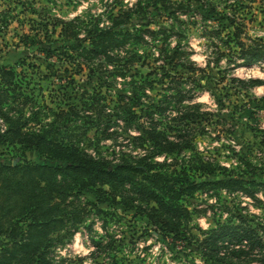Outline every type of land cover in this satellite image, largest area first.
<instances>
[{"label":"rangeland","instance_id":"1","mask_svg":"<svg viewBox=\"0 0 264 264\" xmlns=\"http://www.w3.org/2000/svg\"><path fill=\"white\" fill-rule=\"evenodd\" d=\"M154 1L0 0V68L5 66L15 70L17 78L25 82V92L33 98L30 101L22 96L23 101L18 100L17 105L9 97L6 111L13 114L16 109L15 114L22 113L23 119L30 120V113L37 109L36 119L43 122L72 120L67 129H59L58 135L92 156L107 159L114 166L126 158L143 154L134 148L139 142L135 136L141 131L140 123L145 126L148 123L142 119L138 121L132 112L147 120L153 118L161 127L166 115H177L174 107L178 106L175 101L181 90L191 97L184 104L202 103L201 108L206 113L202 130L197 127L195 131L193 151L185 150L181 155L156 154L155 160L162 161L166 157L179 161L187 160L189 155H199L231 168L245 155L248 161L257 163L264 154L263 87H241L231 77L263 80L264 63L256 61L249 66L235 67L222 57L218 63H211L203 74L175 67L167 56L176 47L180 51L186 50L197 68H205L206 61L212 60L214 48L210 42L217 40L207 30L212 31L220 27L219 24L225 26L228 22L221 19L220 23L208 14L203 15L204 5L214 4L216 10L234 15L237 22H243L246 29L243 40L264 38V0H202L204 5L193 0L190 2L192 9L177 10L174 15L152 8ZM137 2L144 7L149 5L151 13L143 18L132 11L129 20L117 25V15L132 9ZM64 23L70 31L77 33V42L86 47H89L87 33L97 27H112L117 32L162 28L167 34L171 33L164 39L163 56L160 50L154 51L144 42L134 44L131 39L114 51L119 54L118 61L101 55L93 59L90 70L86 65L74 63V50L69 45L75 41L64 33ZM133 48L140 54L147 52L151 63H165L168 70L177 71L183 77H147L150 67L147 64L140 66L138 61L128 63L122 69L123 61L130 58ZM82 56L77 54L78 60ZM134 92H138L141 102L137 108L132 106ZM161 101L171 106L164 113L154 109ZM119 102L128 105L114 108ZM43 104L52 111L42 107ZM89 104L97 109L90 110ZM60 110L65 112L58 113ZM114 110L125 116L131 114L132 121L126 123L120 117L115 123L108 122V114ZM53 112L58 113L56 117ZM5 128L7 126L0 120V129ZM22 154L18 144L0 143V164H19ZM24 155L29 161L43 163L35 152L26 151ZM255 179L259 181L263 177L258 174ZM233 195V201L239 206L230 203L227 192L220 189L196 190L191 196L184 197L191 211V231L195 234L206 232L233 212L252 220H264V187L256 192L257 199L238 191ZM97 198L94 189L74 190L66 195L59 205L67 212L64 222L49 231L48 248L40 264H222L204 257L194 243L186 244L159 230L154 231V225L146 218L124 210L120 204L103 201V196L101 201ZM3 240L0 237V244ZM94 242L106 244L105 251L100 248L99 254L90 255L96 249ZM33 262L36 264V259Z\"/></svg>","mask_w":264,"mask_h":264},{"label":"trees","instance_id":"2","mask_svg":"<svg viewBox=\"0 0 264 264\" xmlns=\"http://www.w3.org/2000/svg\"><path fill=\"white\" fill-rule=\"evenodd\" d=\"M191 1L193 0H156L151 4L155 10L174 15L177 10L192 9ZM194 1L204 5L202 0ZM204 6L203 15L208 14L220 23L221 19L228 22L225 26L219 24L220 27L212 31L207 30L217 40L210 42L211 48H214L210 58L212 60L206 61L205 68H197L186 50L180 51L175 47L171 55L167 56L169 62L174 63L173 66L204 74L211 63H218L222 57L235 67L249 66L256 61L264 63V38L247 37V41L243 40L242 34L246 32L243 22H237L234 15L228 16L216 10L214 4ZM145 7L141 2L135 3L132 9L117 15L116 24L121 25L129 20L132 11L138 16L147 17L151 12L149 5ZM66 24L64 23V33L75 41L69 45L74 50V63L79 62V65H86L89 69L93 59L101 55L111 61H118L119 54L114 51H118L131 39L134 44L144 42L152 50H160L163 56L164 39L171 33L167 34L162 28L155 30L145 27L133 32H117L112 27H97L87 33L89 47H86L77 42V33L70 31ZM132 50L130 58L123 61L122 69L128 63L138 61L140 66L147 64L150 67L147 77H183L177 71L172 73L168 70L165 63H151L147 52L140 54L136 48ZM77 54H83V58L78 60ZM17 76L18 73L10 67L0 68V120L7 126L5 130L0 129V143L10 141L18 144L23 153L19 164H0V237L4 239L0 244V264H33V259H36V264H40L48 248L49 231L52 227H59L67 214L59 207L61 202L74 190L90 189H94L98 201L103 196V201L120 204L124 210H131L146 218L154 225V231L159 230L186 244L194 243L203 256L211 261L222 264H264V220H252L233 212L225 221L217 222L206 232L195 234L189 226L191 211L184 198L191 196L196 190L220 189L227 192L230 203L234 202L233 194L237 191L257 199L256 192L264 187V154H261L257 163L248 161L244 155L238 165L231 168L205 160L199 155H189L187 160L182 158L179 161L177 158L169 160L166 157L162 161L154 159L156 154L181 155L185 150L193 151L195 131L197 127L202 130L201 125L205 120L206 113L201 108L202 103L184 104L191 97L179 90L175 101L178 106L174 107L177 115H166L167 119L161 127L153 118L147 120L132 112L138 121L142 119L148 123L145 126L141 122V131L135 136L139 142L134 148L143 151V154L126 158L113 166L107 159L92 156L75 143L58 135L59 129H67L68 122L72 120L55 119L43 122L36 119L37 109L30 113V120L23 119L22 113L15 114L16 109L14 115L7 112L5 105L7 106L9 97L17 105L18 100L23 101L22 96L25 100H33L25 92V82ZM193 79L197 81L195 76ZM231 80L242 85L241 87L262 86L264 91V79L245 80L231 77ZM131 100L132 106L137 108L141 105L138 92L133 93ZM89 105L90 110L97 109L93 104ZM122 105L125 107L128 104L119 102L114 108H123ZM42 107L52 111L44 104ZM169 107L170 103L161 101L154 109L164 113ZM128 111H131L130 108ZM62 112L65 111L60 110L58 113ZM58 113L53 112V115L56 117ZM108 117L107 121L110 123H115V119L120 117L128 123L133 116H125L114 110ZM26 151L37 153L43 163L27 160L24 155ZM258 174L263 180L255 179ZM248 176L252 178L248 179ZM202 177L206 180L199 181ZM233 204L239 206L235 202ZM94 243L96 249L90 255L99 254L100 248L105 251L106 244L102 246L100 242Z\"/></svg>","mask_w":264,"mask_h":264}]
</instances>
